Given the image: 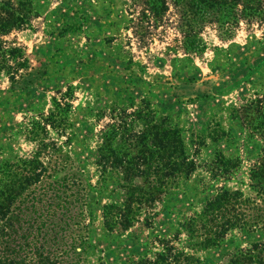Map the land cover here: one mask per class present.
Here are the masks:
<instances>
[{"label": "rangeland", "instance_id": "rangeland-1", "mask_svg": "<svg viewBox=\"0 0 264 264\" xmlns=\"http://www.w3.org/2000/svg\"><path fill=\"white\" fill-rule=\"evenodd\" d=\"M27 1L34 13L30 27L3 37L23 47L32 70L25 88L12 87L0 77V161L31 153L23 121L46 113L51 97L70 87L67 149L91 185L97 180V137L111 110L128 120L130 112L146 107L156 123L177 127L193 167L177 191L155 203L148 226L139 222L126 230H106L100 205L119 200V192L111 179L100 192H92L90 216L70 220L67 230L56 235L61 234L65 246L74 242L75 253H80L77 238L85 236L79 256L83 264H137L159 250L158 240L178 235L173 242L178 246L184 238L178 223L198 211L217 188L249 193L247 172L258 139L248 136L235 110L264 89V19L238 17L228 36L213 22L198 28L190 24L204 45L200 54H192L183 51L180 41L182 13L191 9L188 0H164L157 20L146 0ZM254 1L264 11V0ZM236 8L238 13L240 6ZM130 129L139 131L140 122ZM218 156L239 161L228 180L211 171ZM42 236L52 240L50 234ZM263 239L264 231L231 229L220 245L196 255L200 264H223L235 247Z\"/></svg>", "mask_w": 264, "mask_h": 264}, {"label": "trees", "instance_id": "trees-1", "mask_svg": "<svg viewBox=\"0 0 264 264\" xmlns=\"http://www.w3.org/2000/svg\"><path fill=\"white\" fill-rule=\"evenodd\" d=\"M158 2L146 0L154 20L165 8L164 0ZM187 6L191 9L182 13L184 28H180L181 47L186 53L200 54L204 48L195 38L197 29L190 24L198 28L203 22H213L228 36L238 17L247 22L264 19V11L254 0H188ZM33 15L27 0H0V77L12 87L25 88L30 83L32 66L23 47L3 37L29 28ZM70 97L67 87L60 97H51L46 113L23 121L24 140L33 145L30 154L0 161V264H83L79 256L85 249V236L77 238L80 253H75L74 242L65 246L61 234L56 235L67 230L70 220L83 217V213L90 216L92 192H100L108 179L119 192V200L100 205V220L106 230H126L139 222L148 226L155 203L177 191L193 169L177 127L156 123L146 107L130 112L128 120L111 110L109 122L97 137L93 160L97 180L91 185L67 149L71 140ZM235 112L248 136L258 139L247 172L249 193L217 188L198 211L178 223L184 232L178 246L173 244L178 235L158 240L159 250L141 257L137 264H200L196 252L220 245L227 231H264V89ZM134 122H140L139 131H131ZM238 162L236 157L218 156L211 171L228 180ZM46 234L52 235V240L42 236ZM223 264H264V239L235 247Z\"/></svg>", "mask_w": 264, "mask_h": 264}]
</instances>
